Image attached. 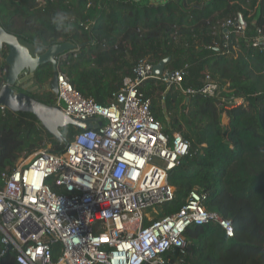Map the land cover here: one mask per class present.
<instances>
[{
  "label": "trees",
  "instance_id": "1",
  "mask_svg": "<svg viewBox=\"0 0 264 264\" xmlns=\"http://www.w3.org/2000/svg\"><path fill=\"white\" fill-rule=\"evenodd\" d=\"M240 14L244 33L236 27ZM0 21L37 52L65 41L81 45L76 55L59 61V68L82 95L102 105L111 103L112 93L143 58L155 65L171 56L166 69L185 68L182 87L191 88L189 94L155 78L141 86L163 131L181 132L190 142L189 153L169 174L175 199L161 205L157 217L176 213L196 190L206 194L208 211L232 222L234 235L215 219L192 225L185 233V254L172 251L165 258L264 264V0H0ZM258 37L263 43L255 45ZM8 50L5 45L0 51V87ZM52 74L50 63L41 65L36 82L44 84ZM207 74L245 99L226 110L228 123L218 98L201 91ZM31 95L57 103L50 90ZM80 131L62 128L69 142ZM49 143L65 150L32 113L0 108V188L4 173ZM2 237L0 231V264H20ZM53 248L57 263L60 244Z\"/></svg>",
  "mask_w": 264,
  "mask_h": 264
},
{
  "label": "built area",
  "instance_id": "2",
  "mask_svg": "<svg viewBox=\"0 0 264 264\" xmlns=\"http://www.w3.org/2000/svg\"><path fill=\"white\" fill-rule=\"evenodd\" d=\"M236 27L244 33L245 21ZM262 43L258 37L255 45ZM186 74L185 68H165L156 75L154 64L143 58L112 93L111 103L102 105L82 95L58 69L56 104L70 116L104 120L78 132L65 150L49 143L3 174L2 242L16 251L20 264H188L183 256L172 260L165 254H185L190 226L215 219L234 235L232 222L208 211L206 194L196 190L176 213L157 217L159 207L175 199L169 174L189 153L190 142L181 132L163 131L141 86L155 78L189 94L193 90L182 87ZM228 88L207 74L201 91L218 98L226 113L245 102ZM56 243L60 258L54 263Z\"/></svg>",
  "mask_w": 264,
  "mask_h": 264
},
{
  "label": "water",
  "instance_id": "3",
  "mask_svg": "<svg viewBox=\"0 0 264 264\" xmlns=\"http://www.w3.org/2000/svg\"><path fill=\"white\" fill-rule=\"evenodd\" d=\"M238 18L239 23L244 22L241 14ZM5 45L9 49L5 57V61L8 64V72L3 85L0 87V105L6 106L13 112L32 113L45 130L65 145V149L69 145V141L62 132L63 127L72 125L79 130H90L96 129L103 123L104 119L102 117L81 119L70 116L59 105L47 104L28 93L29 91L44 89L50 90L57 95L58 58L64 53L78 50L81 45L72 41H65L48 46L43 52H37L32 50L18 36L8 32L0 23V51ZM170 61L171 56H168L156 63L154 65V73L156 75L163 74ZM48 63L52 65V78L40 85L36 83V71L41 65ZM7 249H11V245H8Z\"/></svg>",
  "mask_w": 264,
  "mask_h": 264
},
{
  "label": "rangeland",
  "instance_id": "4",
  "mask_svg": "<svg viewBox=\"0 0 264 264\" xmlns=\"http://www.w3.org/2000/svg\"><path fill=\"white\" fill-rule=\"evenodd\" d=\"M227 116V114L226 113H223L222 114V121L224 122V123H228V121H229V119H228V117H226Z\"/></svg>",
  "mask_w": 264,
  "mask_h": 264
},
{
  "label": "flooded vegetation",
  "instance_id": "5",
  "mask_svg": "<svg viewBox=\"0 0 264 264\" xmlns=\"http://www.w3.org/2000/svg\"><path fill=\"white\" fill-rule=\"evenodd\" d=\"M37 83V82H36ZM40 85H42V84H40ZM42 90H44V89H38V90H34V91H29L28 93L29 94H32V93H36V92H38V91H42Z\"/></svg>",
  "mask_w": 264,
  "mask_h": 264
},
{
  "label": "clouds",
  "instance_id": "6",
  "mask_svg": "<svg viewBox=\"0 0 264 264\" xmlns=\"http://www.w3.org/2000/svg\"><path fill=\"white\" fill-rule=\"evenodd\" d=\"M60 17H63V15L62 14H58Z\"/></svg>",
  "mask_w": 264,
  "mask_h": 264
}]
</instances>
